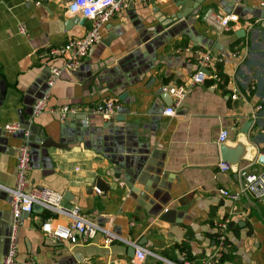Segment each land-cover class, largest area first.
<instances>
[{
	"label": "crops",
	"instance_id": "obj_1",
	"mask_svg": "<svg viewBox=\"0 0 264 264\" xmlns=\"http://www.w3.org/2000/svg\"><path fill=\"white\" fill-rule=\"evenodd\" d=\"M68 1L0 0V185L15 183L23 135L4 125L18 122L30 133L29 183L69 191L91 221L120 239L104 245L98 232L85 243L53 240L39 229L47 213L33 209L20 217L15 264H212L217 222L225 217L229 245L217 264H264V198L220 194L237 189L240 176L219 170L217 140L226 128L234 141L252 120L248 141L264 155V8L257 0H202L185 9L182 0L128 1L50 89L49 108L74 106L82 119L61 120L49 110L32 118L33 103L48 90L49 66L64 67V58L50 61L46 51L89 26L66 12ZM208 11L236 20L223 32ZM197 50H210L220 78L195 85L176 113L165 115L172 99L163 88L189 81ZM106 99L120 103L118 113L94 114ZM244 167L264 166L242 161ZM96 179L108 188L98 191ZM8 198L0 187V264L9 247ZM166 210L174 211L172 220L162 218ZM138 248L147 250L141 263L132 253Z\"/></svg>",
	"mask_w": 264,
	"mask_h": 264
},
{
	"label": "built area",
	"instance_id": "obj_2",
	"mask_svg": "<svg viewBox=\"0 0 264 264\" xmlns=\"http://www.w3.org/2000/svg\"><path fill=\"white\" fill-rule=\"evenodd\" d=\"M128 1L131 0L68 1L66 12L69 15H81L89 19V26L82 36L71 37L64 44L50 47L46 51L45 55L50 61L64 58V67L49 64V73L46 79L48 90L33 103L31 109L32 118L49 110L58 113L60 119L65 120L68 115L78 112L76 107L66 104L61 105L57 109L49 108L47 102L50 96V89L58 80L63 68H74L87 56L92 45L99 40V31L102 24L115 15L120 14ZM34 2L40 5L42 0H34ZM257 5L264 8V0H257ZM208 17L210 18V22L223 32L229 31L232 28L231 21L236 20L234 16L221 15L212 11H208ZM261 24L264 27V21ZM20 32L24 33L22 27L20 28ZM189 48L186 47L183 50L188 51ZM197 53L198 68L191 75L189 81L185 84L163 88L172 99L171 103L163 110L165 115H174L184 98L195 85L204 83L209 77L216 80L220 78L217 67L211 61L212 56L210 50H197ZM120 106V103L112 99H106L96 104L92 112L108 117L118 113ZM4 129L8 132L21 131L23 139L18 147L15 183L12 187L0 185L1 188L8 192V202L11 207L10 232L8 237L9 247L2 260V264H15L18 231L21 225L20 217L24 213H31L35 205L40 206L47 213V216L40 222L39 229L48 238L53 240H66L70 243H85L92 241L95 235L101 232L103 234L104 245H109L114 240L120 239L115 233L91 221L83 213L78 204H73L70 207L63 206L61 204L64 199L62 193L48 186L31 185L27 179V174L31 169L29 130L18 122L8 123L4 125ZM228 136V129L222 128L219 131L217 140L221 143ZM218 167L220 171H228L230 169L229 163L225 161H220ZM238 172L240 176L239 187L235 190L219 189L220 194L231 200H238L242 196L254 200H262L264 198V167L260 170H250L244 167L239 169ZM60 217L64 218L65 221ZM229 223V217H225L217 222L219 234L216 239L217 244L214 253L210 259L212 264H217L220 257L228 248L227 231ZM135 251V262L141 263L147 255V250L138 248ZM167 264H188V262L173 263L167 261Z\"/></svg>",
	"mask_w": 264,
	"mask_h": 264
},
{
	"label": "water",
	"instance_id": "obj_3",
	"mask_svg": "<svg viewBox=\"0 0 264 264\" xmlns=\"http://www.w3.org/2000/svg\"><path fill=\"white\" fill-rule=\"evenodd\" d=\"M201 1L202 0H182L181 4L184 5V9L186 7L192 8V7H196ZM187 2H191V3L187 4ZM130 4H133L132 1H130ZM206 72H208V70H206ZM165 96L167 99L171 101V98L168 93H166ZM75 117L78 119H82V118H79L75 114L68 115V118L70 119L75 118ZM251 124H252V120L246 121L241 128L240 134L234 141L226 139L225 141L219 144L221 161L228 162L230 165V170L233 171L235 174L238 173L239 165L242 161H250V162L256 161L258 164L264 166V155L259 154V153L256 154L255 145L251 144L248 141L247 134H248V130ZM66 125H69V123ZM43 145L49 146L50 145L49 139H46ZM94 186L99 191H103L108 188V185H106L101 179H96ZM63 198L70 201L72 204L77 203L76 199L73 198V195L69 191H66L63 194ZM33 209L34 210L41 209V207L38 205H35ZM173 214H174V211L166 210L162 218L172 220ZM134 252L135 250L132 249V253Z\"/></svg>",
	"mask_w": 264,
	"mask_h": 264
}]
</instances>
